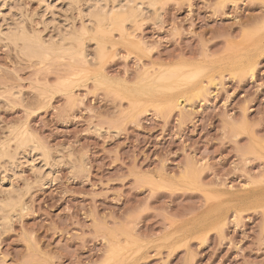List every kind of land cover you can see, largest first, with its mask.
I'll list each match as a JSON object with an SVG mask.
<instances>
[{
	"label": "rangeland",
	"instance_id": "rangeland-1",
	"mask_svg": "<svg viewBox=\"0 0 264 264\" xmlns=\"http://www.w3.org/2000/svg\"><path fill=\"white\" fill-rule=\"evenodd\" d=\"M89 1L0 0V264H264V0Z\"/></svg>",
	"mask_w": 264,
	"mask_h": 264
},
{
	"label": "bare ground",
	"instance_id": "bare-ground-1",
	"mask_svg": "<svg viewBox=\"0 0 264 264\" xmlns=\"http://www.w3.org/2000/svg\"><path fill=\"white\" fill-rule=\"evenodd\" d=\"M76 1V0H75ZM92 1V0H91ZM91 1H89V2H91ZM105 1V0H104ZM115 1V0H114ZM117 1V4L116 5H114V7L112 8L111 7V9H110V7H109V9H107V0H106V3L105 2H103L102 3V1L101 0H95L94 1V5L92 4V2H91V6H94V8H92V12L90 11V16L92 15L94 18H96V19H98V20H100V21H105V22H108L109 23V27H110V25L112 26V25H115V24H117V23H121V22H124V21H128L130 18H132L133 17V11L134 10H137L136 8H139L138 10H141L140 12H142V9H141V6L140 5H142L143 4V1L144 0H116ZM146 1V0H145ZM149 2L150 1H157V0H148ZM159 1V0H158ZM148 2V3H149ZM116 3V2H115ZM152 3V2H151ZM109 4V3H108ZM133 4H135V6H136V8H135V6L133 5ZM152 4H154V3H152ZM151 5V4H150ZM132 7H134V8H132ZM133 10H132V9ZM131 10V12H132V16H131V14H130V10ZM138 10L136 11V13L138 12ZM145 10V9H144ZM89 11V10H88ZM82 12V11H81ZM129 12V14L130 15H128L127 13ZM144 12V11H143ZM89 13V12H88ZM135 13V12H134ZM135 13V14H136ZM139 13V12H138ZM137 13V14H138ZM142 14V13H141ZM129 17H128V16ZM89 16V15H88ZM90 16H89V18H90ZM131 16V17H130ZM135 16V15H134ZM92 17V18H93ZM88 18V17H87ZM126 18H129L128 20L126 19ZM90 21V20H89ZM96 22V21H95ZM20 23V22H19ZM99 24V23H98ZM107 24V23H106ZM105 24V25H106ZM125 24V23H124ZM18 25V24H17ZM102 25H104V24H102ZM101 26V25H100ZM108 26V25H107ZM122 26V25H121ZM113 27V26H112ZM11 28V27H10ZM18 28V27H17ZM16 27H15V29L16 30H18ZM23 28V27H22ZM104 28V27H103ZM12 29H14V28H12ZM11 29V30H12ZM14 29V32L16 31ZM20 29H21V27H20ZM26 29H22L21 31L19 30L18 32H15V34H14V39H11V41H15V40H21V41H24V43L26 42L28 45L30 44V52H33V53H35L34 55H38V54H44V52H46V53H48L47 55H49L50 54V52H51V47L50 46H46L47 44L45 43V41H44V44L43 45H41V43H40V41L38 40V39H35V37H33V36H30L29 34H28V32L27 31H25ZM11 32H13V31H11ZM8 33V32H7ZM10 33V32H9ZM8 33V34H9ZM76 34V33H75ZM74 34V35H75ZM10 36L9 37H11V35H12V33H10L9 34ZM73 35V34H72ZM78 35V34H77ZM80 35V34H79ZM66 36V35H65ZM64 36V37H65ZM70 36V35H69ZM76 36V35H75ZM72 37V36H71ZM70 37V38H71ZM77 37V36H76ZM68 39V38H67ZM79 39V38H78ZM10 40V39H9ZM62 40V39H61ZM71 40V39H70ZM56 41V40H55ZM59 41V40H58ZM57 41V42H58ZM75 41H76V39H75ZM16 42V41H15ZM61 42V41H60ZM69 42V41H68ZM43 43V42H42ZM64 44V43H63ZM74 44H76V43H74ZM45 45V46H44ZM70 45V44H69ZM64 46V45H63ZM72 46H73V44H72ZM28 47V46H27ZM45 47V48H44ZM57 47V46H56ZM73 47H75V46H73ZM58 48V47H57ZM64 48V47H63ZM71 49H73V48H71ZM70 49V50H71ZM80 49V48H79ZM29 50V49H28ZM61 50V49H60ZM59 50V51H60ZM75 50V49H74ZM55 51H57V50H55ZM63 51H65V50H63ZM69 51V50H68ZM53 52V51H52ZM54 53V52H53ZM77 53V52H76ZM77 54H80V53H77ZM76 54V55H77ZM83 54V53H82ZM61 55V54H60ZM71 55H73V54H71ZM45 56V55H44ZM50 56V55H49ZM54 56H55V54H54ZM74 56H75V54H74ZM74 56H72V57H74ZM46 57V56H45ZM94 58V57H93ZM92 58V59H93ZM78 60V59H77ZM185 66V65H184ZM186 66H188V65H186ZM244 68V67H243ZM166 70V69H165ZM164 70V72L166 73V71ZM168 70V69H167ZM189 70V69H188ZM171 71V70H170ZM178 72V71H177ZM170 73H172V71L170 72ZM170 73H168V74H170ZM175 73V72H174ZM178 73H180V72H178ZM190 73V72H189ZM193 73V72H192ZM160 74V73H159ZM185 74V73H184ZM196 74V73H195ZM181 75V74H180ZM193 75V74H192ZM164 76H166V75H164ZM163 76V77H164ZM189 76H190V74H189ZM154 78H155V76H153ZM161 77V76H160ZM171 77V76H170ZM173 77H176V76H174L173 75ZM182 77V76H181ZM185 77V76H184ZM188 77V76H187ZM192 77V76H191ZM145 78V77H144ZM156 80H157V76H156V78H155ZM161 79V78H160ZM159 79V80H160ZM162 79H164V78H162ZM165 79H166V77H165ZM164 79V80H165ZM169 79H171V78H169ZM185 79V78H184ZM144 80V79H143ZM154 80V79H153ZM156 80L154 81L155 82V84L154 85H156L157 86V84H156ZM177 80V79H176ZM188 80V79H187ZM160 81H162V80H160ZM170 81V80H169ZM171 81H173V80H171ZM141 82V81H140ZM148 82V81H147ZM146 82V83H147ZM159 81L157 80V83H158ZM165 82H167V79H166V81ZM200 82V81H199ZM104 83H106V82H104ZM149 83V82H148ZM153 83V82H152ZM151 81H150V84H147L146 86V92L148 91V94H149V92H151L150 94H153L152 93V91L154 90L155 91V88H152V86H150L151 84ZM168 83V82H167ZM179 83H181V82H179ZM184 83V82H183ZM203 83V82H202ZM163 86H165L164 84H163V82L161 83ZM161 84H159L158 83V85H159V87L160 86H162ZM172 84V83H171ZM186 84V83H185ZM180 85V84H179ZM182 85V84H181ZM199 85V84H198ZM198 85H197V88H198ZM175 86V85H174ZM191 86V85H190ZM154 87V86H153ZM172 87V86H171ZM182 87V86H181ZM138 88V87H137ZM157 88H158V86H157ZM156 88V89H157ZM177 88H179V87H177ZM136 89V88H135ZM160 89V88H159ZM143 90V89H142ZM145 90V89H144ZM128 91V90H127ZM193 91V90H192ZM202 91V90H201ZM204 91V90H203ZM135 92V91H134ZM188 92V91H187ZM139 93V92H138ZM162 92H160V94H161ZM184 93V92H183ZM124 94V93H123ZM132 94V93H131ZM131 94H129V95H131ZM145 94V93H144ZM155 94H156V92H155ZM163 94V93H162ZM186 94V93H185ZM126 95H128L127 93H126ZM184 95V94H183ZM132 96H133V94H132ZM154 96V95H153ZM180 95H178V97H179ZM170 97V96H169ZM182 97V96H181ZM148 98V97H147ZM151 99V98H150ZM175 99V98H174ZM177 99H179V98H176V100ZM180 99H182V98H180ZM165 100V99H164ZM137 101V100H136ZM157 101V100H156ZM139 102V101H138ZM150 102H152L151 100H150ZM155 102V101H154ZM174 102V101H173ZM159 103V102H158ZM177 103H178V101H177ZM137 104V103H136ZM180 104V103H179ZM172 105H174V104H172ZM171 106V105H170ZM175 107H176V105H175ZM173 108V107H172ZM24 132V131H23ZM17 137H19V136H17ZM27 137H29V139L27 138ZM21 138V137H20ZM22 139H23V141H24V145L26 144V143H28V141H30L29 143H32V145L33 146H35L34 144H33V142H31V140L33 141V138H31L29 135L27 136H25V137H22ZM19 142L21 141V139L20 140H18ZM22 141V142H23ZM22 142H20L21 143V145L23 146V144H22ZM19 143V144H20ZM35 143V142H34ZM35 144H37V143H35ZM29 145V144H28ZM27 145V146H28ZM31 145V144H30ZM38 145V144H37ZM26 146V145H25ZM33 146H32V148H33ZM21 147V146H20ZM31 147V146H30ZM36 147H38V146H35V149L34 150H36V149H39L40 148V146L38 147V148H36ZM28 148V147H27ZM41 148H44V147H41ZM32 150V149H31ZM40 150H42V149H40ZM44 150H46V149H44ZM37 151V150H36ZM39 151V150H38ZM35 152V151H34ZM39 152H41V153H43V155L45 154L44 152H42V151H39ZM46 152H47V150H46ZM3 153H5L4 151L2 152V155H3ZM17 154V153H16ZM1 155V153H0V156H2ZM8 155V154H7ZM41 155V154H40ZM42 155V156H43ZM47 155V154H46ZM4 156V155H3ZM3 156H2V158H3ZM6 156V155H5ZM45 156V155H44ZM1 158V157H0ZM10 158V157H9ZM45 158V157H44ZM1 160V159H0ZM11 164V163H10ZM194 172V171H193ZM190 174V173H189ZM193 174V173H192ZM189 176V175H188ZM194 177V176H193ZM185 179V178H184ZM10 190H11V188H10ZM10 190H7V192L9 191L10 192ZM13 190V189H12ZM14 191V190H13ZM8 192V193H9ZM12 192V191H11ZM15 192H17V191H15ZM17 194V193H16ZM15 194V195H16ZM19 194V193H18ZM9 195H10V193H9ZM8 195V197L10 198V199H12L11 201H10V205H12L11 204V202L13 201L14 202V200L13 199H15L16 197H18L17 195H16V197L14 196L13 198H11L10 196ZM9 198H8V200H9ZM17 199V198H16ZM15 199V200H16ZM18 199H20V198H18ZM2 203H0V210L2 211L4 208H6V207H8L9 208V205L6 203V204H3V202L4 201H1ZM6 202V201H5ZM15 203H19L18 201L17 202H15ZM13 206V208H14V206L15 205H12ZM11 207V206H10ZM17 207V206H16ZM12 208V207H11ZM24 208V207H23ZM0 211V212H1ZM5 212H6V210H4ZM3 211V212H4ZM2 213V212H1ZM116 246V245H115Z\"/></svg>",
	"mask_w": 264,
	"mask_h": 264
}]
</instances>
